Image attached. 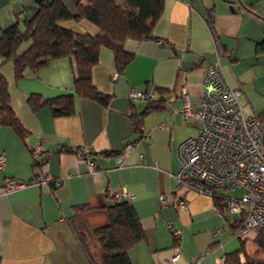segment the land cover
Returning <instances> with one entry per match:
<instances>
[{"label":"crops","instance_id":"0c3cea01","mask_svg":"<svg viewBox=\"0 0 264 264\" xmlns=\"http://www.w3.org/2000/svg\"><path fill=\"white\" fill-rule=\"evenodd\" d=\"M50 1L0 0V37L17 22L23 27L24 20ZM63 1L71 13L77 12L78 0ZM255 11L248 0H165L154 29L158 40H128L125 47L134 59L122 74L117 75L112 52L101 51L93 82L102 93L112 95L108 107L77 98L76 114L70 117H54L49 107L33 112L28 98L74 93L73 60H54L16 79L13 63L0 59L11 105L30 132L23 141L13 128L0 125V155L7 158L0 171V264H91L69 219L75 206L88 205L82 222L92 231L106 226L107 206L112 204L109 192L119 186L135 195L132 205L145 229V238L129 251L133 264H225L227 255L239 251L242 244L248 256L263 263L264 253L255 241L258 232L243 239L236 235L234 223L241 215L229 218L215 198L182 189L175 179L181 167L179 147L197 135L199 127L175 112L183 105L182 90L186 88L192 103H198L204 71L217 62V54L227 82L243 88V106L249 101L248 88L262 79L264 53L256 49L264 41V30L259 29L264 19ZM62 25L98 32L87 20ZM26 43L25 49L30 46ZM152 85L164 109L150 111L135 125L132 115L140 116L148 103L134 101L129 93L147 91ZM256 111L260 115L264 109ZM38 142L50 153L43 169L34 168L30 150ZM129 144L134 148L123 168L116 170L115 155ZM84 149L97 164L94 174L82 159ZM45 174L63 178V185L35 182L9 194L2 192L7 179L27 183ZM161 196L170 198L167 207H160ZM179 197L188 203V211L176 207ZM168 225L180 228V237ZM250 243L254 252L248 251Z\"/></svg>","mask_w":264,"mask_h":264},{"label":"trees","instance_id":"16d2710c","mask_svg":"<svg viewBox=\"0 0 264 264\" xmlns=\"http://www.w3.org/2000/svg\"><path fill=\"white\" fill-rule=\"evenodd\" d=\"M164 9L165 0H78L77 12L71 13L63 0H52L42 4L32 18L24 20L23 27L17 22L3 30L0 37V59L3 63H13L16 79L23 78L28 70L37 72L43 69L54 60H73L74 93L54 98L32 94L28 98V106L33 112L49 107L54 117H70L76 114L77 98L90 99L108 107L112 95L102 93L93 82V69L99 63L101 51L112 52L117 75L122 74L134 59V54L125 47L126 42L158 40L154 36V29ZM69 20L77 23L87 20L98 28V32H80L62 25ZM26 42L30 46L20 52ZM256 51L264 53V41L258 44ZM147 103L145 112L140 116L132 115L135 125L150 111L164 109L163 101L154 99ZM257 116L264 122V111ZM0 125L13 128L23 141L30 135L11 105L9 84L1 70ZM139 128L137 124L136 130ZM49 156L50 153L44 151L39 158H34V168L43 169ZM42 177H35L27 184L35 183ZM55 182L56 179H53L49 184L57 187ZM109 197L112 204L107 206L109 223L106 226L94 231L89 229L82 222L83 214L89 210V206L77 205L69 219L70 227L91 264H133L129 251L145 238V229L132 202L114 203L110 192ZM240 215V220L234 223L237 232L245 222L246 214ZM255 241L264 253L263 235L257 233ZM242 246L239 251L227 255L225 264H264L256 256H248L244 244Z\"/></svg>","mask_w":264,"mask_h":264},{"label":"built area","instance_id":"2783aa9c","mask_svg":"<svg viewBox=\"0 0 264 264\" xmlns=\"http://www.w3.org/2000/svg\"><path fill=\"white\" fill-rule=\"evenodd\" d=\"M163 44V41H160ZM217 54V62L208 65L202 78L200 99L194 105L186 88L182 90L183 105L175 112L187 122L198 125V134L185 139L178 151L181 167L175 175L182 189L208 195L220 200L222 208L231 216L245 213L243 227L237 237H244L257 231L264 237V124L254 113L245 111L241 102L243 88L232 87L226 80ZM117 76L113 77L116 80ZM129 96L134 101L149 102L156 99L157 87L152 85L147 91L131 89ZM132 145H126L115 155V169L123 168ZM34 158L45 151L38 142L30 147ZM90 151L84 149L82 159L90 173L98 167L91 158ZM143 160V156H140ZM5 154L0 155V171L6 167ZM56 179V186L63 184V178L44 175L38 184H49ZM25 182L7 179L2 188L4 194L27 187ZM114 203L132 202L135 195L125 186L110 192ZM170 198L161 196L160 207H167ZM176 207L188 211V203L183 197L176 199ZM218 209V208H217ZM172 229L171 225H168ZM181 229H172L175 237H180ZM219 233H215L217 236Z\"/></svg>","mask_w":264,"mask_h":264},{"label":"rangeland","instance_id":"374dc122","mask_svg":"<svg viewBox=\"0 0 264 264\" xmlns=\"http://www.w3.org/2000/svg\"><path fill=\"white\" fill-rule=\"evenodd\" d=\"M120 2L124 0H119ZM251 2L255 9H256V15L259 16L262 20L264 19V0H248ZM261 31L264 30V27L259 28ZM28 46V43L24 44L22 48H20V52L24 51V49ZM26 50V49H25ZM260 69V68H259ZM261 72L259 75L262 77L258 82H256L254 85L250 86L248 88L250 94L248 95V103L244 106V109L247 112L254 113L256 110L260 112L261 110L264 109V67L261 68ZM244 94V93H243ZM255 109H253V107ZM256 111V112H257ZM256 114V113H254ZM227 216L229 218H235V216H231L228 212H226ZM237 241H239L237 238H235ZM240 243V242H239ZM254 245L250 243L248 246V251L249 252H254Z\"/></svg>","mask_w":264,"mask_h":264}]
</instances>
